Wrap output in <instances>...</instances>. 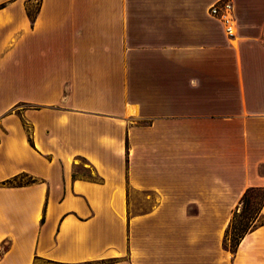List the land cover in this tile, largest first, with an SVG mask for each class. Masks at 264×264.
Returning <instances> with one entry per match:
<instances>
[{
	"label": "crops",
	"instance_id": "crops-1",
	"mask_svg": "<svg viewBox=\"0 0 264 264\" xmlns=\"http://www.w3.org/2000/svg\"><path fill=\"white\" fill-rule=\"evenodd\" d=\"M248 190L264 0H0V264H264V225L225 247Z\"/></svg>",
	"mask_w": 264,
	"mask_h": 264
},
{
	"label": "trees",
	"instance_id": "trees-1",
	"mask_svg": "<svg viewBox=\"0 0 264 264\" xmlns=\"http://www.w3.org/2000/svg\"><path fill=\"white\" fill-rule=\"evenodd\" d=\"M87 178L90 179L91 181H94V182H99L100 181L93 174L89 175V177H87ZM6 184L9 185V186H14V185H19L20 183L18 182L17 179H14V180L8 181ZM255 191H258V190H248L244 194V196L242 197V199L240 201V207L244 206L246 204L248 196L252 192H255ZM260 191L264 192V190H260ZM263 207H264V200L261 203L258 211L255 213V217L252 218V221H254L255 224H253L252 226H250V227H248L246 229H243L239 234H236L237 228L234 227V223L236 221V218L238 216V212H239L240 209H238V211H236L234 213V215H233V217L231 219L230 225H229V227H228V229L226 231L225 247H226L227 250H229L230 252L235 254L237 252V250H238V247H239L241 241L244 239V237L248 233L253 232L258 227L264 225V217H263L262 221H259V217H260V214H261V211H262ZM228 241L231 242V246L230 247H229V245L227 243Z\"/></svg>",
	"mask_w": 264,
	"mask_h": 264
},
{
	"label": "rangeland",
	"instance_id": "rangeland-1",
	"mask_svg": "<svg viewBox=\"0 0 264 264\" xmlns=\"http://www.w3.org/2000/svg\"><path fill=\"white\" fill-rule=\"evenodd\" d=\"M81 165H84L85 167H89L88 164L83 161V160H79L78 162ZM79 172L84 176V177H89V175H91V171H81V169H78ZM21 182H30L29 179L27 178H22L20 180ZM264 200V192L263 191H255L252 192L247 199V202L244 206L240 207V210L238 212V216L236 218V221L234 223V227L237 228L236 234H239L243 229H246L250 226H252L254 223V221H252V218L255 217V213L258 211L261 203ZM229 247L231 246V242L228 241L227 242ZM38 264H47L46 262H40Z\"/></svg>",
	"mask_w": 264,
	"mask_h": 264
},
{
	"label": "built area",
	"instance_id": "built-area-1",
	"mask_svg": "<svg viewBox=\"0 0 264 264\" xmlns=\"http://www.w3.org/2000/svg\"><path fill=\"white\" fill-rule=\"evenodd\" d=\"M233 12L234 8L230 1H220L209 9L210 16L219 20L225 26L228 35H232L234 33Z\"/></svg>",
	"mask_w": 264,
	"mask_h": 264
}]
</instances>
